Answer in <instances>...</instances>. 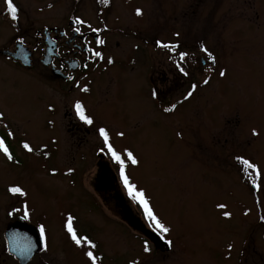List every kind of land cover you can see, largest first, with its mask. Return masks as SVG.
<instances>
[{"label":"rangeland","instance_id":"obj_1","mask_svg":"<svg viewBox=\"0 0 264 264\" xmlns=\"http://www.w3.org/2000/svg\"><path fill=\"white\" fill-rule=\"evenodd\" d=\"M13 3L18 9L15 21L5 0H0V50H13L20 42L34 51L29 67L0 53V112L5 113L0 134L7 131L4 125L14 133L8 138L13 160L0 153V229L11 209L20 208L27 199L30 217L26 220L37 228L45 224L48 243L47 250L29 264H88L63 228L69 211L77 217L78 230L96 241L102 264H129L135 245L138 264H231L223 258L225 244L228 239L237 241V236L229 229L231 220L219 215L214 204L216 199L228 200V206L231 198L237 202L219 187L215 194L212 181L215 162L222 175V158L234 143L241 144L244 134L246 158L264 169V0H110L108 6L98 0ZM137 8L141 15L136 14ZM73 16L102 29L105 44L100 51H105V61L103 67L101 60H95L87 72L79 71L72 81L64 82L39 60L43 47L38 36H44V28L65 27ZM85 31L87 25L82 26ZM157 40L177 44V51L158 47ZM201 43L215 55V65L206 59ZM181 51L188 53L181 62L188 76L179 74L174 63ZM109 55L114 58L111 65L106 63ZM209 66L211 73L205 71ZM221 68L225 77L218 75ZM160 71L174 73L170 91L158 92V98L145 95L142 88L161 87ZM208 75L209 83L202 84ZM192 83L198 84L197 89L182 100ZM85 84L88 92L81 90ZM76 99L93 116V125L75 116ZM177 101L175 110L163 111ZM100 126L108 129L118 151L129 148L136 154L139 164L127 165L126 172L169 227L163 239L172 242L170 250L149 244L151 251L144 252L143 229L153 227L141 205L128 195L117 164L107 152L98 151ZM252 128L258 136L251 135ZM219 138L221 143L224 138L228 141L219 146L215 161L213 148ZM25 139L33 152L23 149ZM42 144L48 147L40 149ZM44 151L49 155L44 156ZM99 161L115 174V189L125 202L121 208L116 191L113 198L112 192L95 185ZM52 168L57 169L55 174ZM11 184L23 187L27 197L9 193ZM247 188L245 210L250 214L245 222L256 210L264 211V183L255 192L261 198L259 209L254 190ZM112 212H120L122 219ZM262 256L261 261H247L264 264V250ZM231 257L235 258L233 252ZM11 259L5 263L15 264Z\"/></svg>","mask_w":264,"mask_h":264},{"label":"flooded vegetation","instance_id":"obj_2","mask_svg":"<svg viewBox=\"0 0 264 264\" xmlns=\"http://www.w3.org/2000/svg\"><path fill=\"white\" fill-rule=\"evenodd\" d=\"M73 27L74 26L72 24V21L68 20L67 25L65 27L44 28V30L46 29L48 32L49 39L51 40L53 45H55V54L52 55L50 64L48 66L44 65V67L49 68L51 72H52V66L56 69H59L63 73V75H65L66 77H64L63 75H55V74L53 75H55L58 78H61V80H63L64 82L72 81L75 77V74L78 73L79 71L83 73L87 72L90 69V66L95 61V60L88 59L89 54L87 53L85 49V45H84L85 38L89 42L90 46L96 48L97 50H100V47L104 49V45L98 46L95 44V36L100 35V33H94L90 30L81 32V33H75L73 30ZM65 33H67V35H65ZM38 37H39L38 39L40 40V42H42V47H43L42 56H43L45 52V48H46L45 35L44 36L39 35ZM31 51L33 54L34 50L31 49ZM103 52L105 54V51ZM39 60L41 61L40 58ZM104 61L105 60L101 61L100 64H103ZM14 62H17V61H14ZM203 62L204 61L201 60L202 64ZM86 63L88 64V67L84 68L83 65ZM103 67H104V64H103ZM171 74L173 75L174 73H171ZM172 75H170L168 71L167 72L160 71V75L158 77L160 78L159 82L161 83H159V85H161V87L156 89L154 85L152 84L150 85L149 89L142 88L143 90H145L143 91V93L146 92L145 95L150 94L151 97H152L151 92L153 89H156L157 92H159L162 95H164L166 92L168 93V91H170L171 85L174 82L173 81L174 78L172 77ZM69 76H71L72 79H68ZM155 98H158V95ZM150 100H152V98ZM124 114H126L125 116H129V117L131 116V113H124ZM244 136H243L244 139L241 142V144H239L238 142L234 143V146L229 147L228 149L229 151L228 150L226 151L225 159L222 158L223 161H225V164H224L225 168L222 171V175L217 171L218 170V167L216 164L217 162H215V168H214L215 172H214V178L212 181L214 182L212 187L214 188L215 194L218 193L219 191L218 187H219L222 190V192H226L225 193L226 197L231 196L237 202L235 203L234 201V203H232V198L230 197L231 201H230L229 206H228V200H226L225 202L223 201L218 202V199H216L215 204H214V209L219 215H222L223 211H229L231 213V216L226 217V220L228 219L231 220V226L229 227V229L232 230L234 232V235L237 236V241L228 239V241L225 244V252L223 254L224 256L223 258L229 259L231 264L232 263L233 264H247L248 258L252 260L253 262L255 261V259H258L259 261H261L263 257L262 252L264 250V221H261L259 219L260 215H264V211L256 210V212H253L254 215L249 217L247 222H245L246 220L245 217L250 214L249 210L247 209L248 212H247V215H245V198L248 197L247 186L250 187L252 190L253 188L251 187L250 183H248L247 178L242 174L241 172L242 166L234 159L236 155H244L245 157H247L245 155V137ZM216 141H217L216 146L215 148H213V156H214L215 161H217L218 159L219 146L226 144L228 141V138H224V143H221L220 138L217 139ZM257 165L260 167L261 172L263 173V170H264L263 166L258 163ZM263 181H264V175H262L261 177V181H260L261 187H262V183H264ZM94 182L97 188L101 189L102 191L106 190L108 191V193L112 191L117 192V189H115L116 182H117L115 174H113L112 170L107 166V164L101 161L98 162V170H97V174L95 176ZM255 192L258 193V191L254 190L253 200L255 201L256 208H258L260 207V204H261V198L259 194L256 195ZM236 194L239 198L235 197ZM115 196L118 199L117 200L118 206L120 208L124 206L125 202L120 199L119 192L115 193ZM115 196H114V193L110 195V197H113V198H115ZM217 204H225L227 207L225 209H219L216 207ZM228 207H231V209L228 210ZM218 209L221 211L219 212ZM112 213L118 214V216L121 218L120 212H112ZM129 214H130V217H133L131 211L129 212ZM8 217H9L8 221L5 222L4 228L0 229V264H6L5 263L6 259H9V257H12L11 260L15 264L16 263L20 264L18 259L12 253L9 252L5 230L8 224L14 222L20 217H23V215L17 212L15 215H12V216L8 215ZM26 221L29 222L28 220ZM143 231L145 232L144 237L146 238V240L149 242L151 246L152 242L150 241L149 237L146 235V231H152V232H155V231L151 229H146V230L143 229ZM229 244L232 245L231 249L228 248ZM39 252L35 253L26 264H29L31 260L33 259V257ZM231 252L235 254L234 259L233 257H231ZM133 254H134V258H131V260H137L136 259L137 258L136 245L133 246Z\"/></svg>","mask_w":264,"mask_h":264},{"label":"snow or ice","instance_id":"obj_3","mask_svg":"<svg viewBox=\"0 0 264 264\" xmlns=\"http://www.w3.org/2000/svg\"><path fill=\"white\" fill-rule=\"evenodd\" d=\"M5 3L7 5V11L10 13L12 20L18 19V9L13 3V0H5ZM98 3L103 6H108L110 3V0H98ZM103 8L100 9L101 12H103ZM137 15L142 14V10L140 8H137L136 10ZM71 21L73 24V30L75 33H81L82 32V26L87 25L88 29L94 33H100L102 31L101 28L96 27L93 28L91 24L88 23L87 20L82 19L80 16H73L71 17ZM104 29H107V25H104ZM67 35V33H65ZM177 37L179 36V33H175ZM17 39L21 42H23V37L19 36ZM158 47L167 49L171 52L177 51V44L173 42H165L161 40H157L155 42ZM95 44L98 46H103L105 44V40L100 36H95ZM84 45L87 53L89 54L88 59L90 60H105V55L102 51L97 50L96 48L90 46L89 42L85 38ZM200 49L203 53L206 54V59L212 62V65H215L216 63V57L213 55L211 51L203 44H200ZM188 56L187 52H178V60L174 61L176 68L179 70L180 73H182L184 76H188L189 73L185 70V68L182 66V63L185 58ZM171 58V57H169ZM106 63L108 65H111L114 63V58L112 56H107ZM84 68L88 67V64L83 65ZM206 72L211 73L212 66H209L205 69ZM218 75L220 77L226 76V70L221 68L218 72ZM68 79H72L71 76L68 77ZM211 79V76H205L201 83L202 84H208ZM79 83V81H77ZM198 84L192 83L186 93L182 96V100H187L190 98L194 91L197 89ZM83 92L89 91L88 84L83 85L82 89ZM151 95L153 97H156L158 95V92L156 89H153L151 92ZM180 101H177L176 103H171L167 107L163 108V111L165 113L171 112L176 109L177 104ZM49 108L52 107V105L48 106ZM72 108L74 109L75 116L82 121L84 124L87 125H93L94 124V118L92 115H89L84 103L80 99H76L74 103L72 104ZM5 116L4 112H0V121H2L3 117ZM4 127L7 129L6 133L0 134V153H2L8 160H13V152L10 148V144L8 142V138L12 137L14 133L10 128H8L7 125H4ZM97 133L99 134V137L102 140V146L98 149L100 153H105L111 157V159L117 164L119 168V174L121 181L123 182L128 195L132 197L134 200H136L141 207L143 208L144 215L147 218V220L150 222V226L153 227V230L158 232L161 236V238H165V234H167L170 229L169 227L161 220V218L155 213L153 208L151 207L148 198L145 195L143 188H138L137 185L133 184L126 172L127 165H138L139 160L134 154V152L129 148H124L122 151H118L117 148L113 145L111 141V137L109 135V131L106 127L100 126L96 129ZM117 136L123 137V132H117ZM177 135H180L178 132ZM251 135L253 137L258 136L259 133L256 128L251 129ZM21 145L23 149H25L27 152L31 153L34 151L32 145L29 143L28 140H22ZM48 145L42 144L40 145V149H46ZM44 156H48L49 153L47 151L43 152ZM234 159L242 166L241 172L242 174L247 178L248 183H250L251 187L255 191H259L261 189V177L264 175V173L261 172L260 167L253 163L250 159L246 158L244 155H236ZM52 173L55 174L57 169L52 168ZM67 171L71 173L73 171L72 168H68ZM7 191L13 195H19L21 197H27L28 193L27 191L21 187L19 184H11L9 185ZM217 208L219 209H225L227 206L225 204H217ZM23 212V218L28 219L30 217V207L27 199L23 201L20 208L13 207L11 211L8 213V215H13V213L16 212ZM248 210H245V215H247ZM222 215L224 217H230L231 213L229 211H223ZM259 219L261 221H264V215H260ZM77 217L73 215L71 211L67 212L65 219L63 221V228L67 234V236L70 238L72 243L78 248L81 249L83 252L84 257L87 258L88 264H102V256L97 255L96 249H97V243L94 239H92L88 234L84 233L82 234L77 226H76ZM39 230V240L42 246V250L46 251L48 248L47 243V230L45 224L41 223L38 225ZM169 245H171V241H167ZM228 248L231 249L232 245L229 244ZM143 250L144 252H150V246L149 242L145 240L143 242ZM129 264H138L137 260H131L129 261Z\"/></svg>","mask_w":264,"mask_h":264},{"label":"water","instance_id":"obj_4","mask_svg":"<svg viewBox=\"0 0 264 264\" xmlns=\"http://www.w3.org/2000/svg\"><path fill=\"white\" fill-rule=\"evenodd\" d=\"M44 34L46 48L43 57L41 58V62L43 65L48 66L52 55L55 54V45H53L49 39L46 29L44 30ZM0 53L19 61L24 67L31 66V50L20 42L15 43L13 50L3 49L0 50ZM52 73L55 75H63L59 69H56L53 66ZM63 76L66 77L65 75ZM5 235L8 242L9 252L18 259L20 264H26L35 253L42 249L37 227L25 221L23 217L8 224L5 230ZM146 235L158 250L168 251L170 249V245L157 233L146 231Z\"/></svg>","mask_w":264,"mask_h":264}]
</instances>
